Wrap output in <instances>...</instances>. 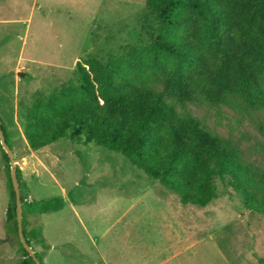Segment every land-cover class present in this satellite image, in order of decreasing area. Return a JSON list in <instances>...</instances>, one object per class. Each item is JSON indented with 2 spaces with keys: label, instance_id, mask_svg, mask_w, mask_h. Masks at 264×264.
Masks as SVG:
<instances>
[{
  "label": "rangeland",
  "instance_id": "obj_1",
  "mask_svg": "<svg viewBox=\"0 0 264 264\" xmlns=\"http://www.w3.org/2000/svg\"><path fill=\"white\" fill-rule=\"evenodd\" d=\"M147 15L145 0H0V120L22 190L28 201H64L58 211L28 215V229L47 245L32 248L42 264H264V216L245 209L223 181L207 206L183 205L104 147L62 139L35 152L26 143L19 100L69 81L80 58H105L146 40ZM165 96L178 112L264 168V108L234 110ZM2 150L0 143V264H18V246L7 239ZM73 209L91 235L105 231L98 242L104 259Z\"/></svg>",
  "mask_w": 264,
  "mask_h": 264
},
{
  "label": "trees",
  "instance_id": "obj_2",
  "mask_svg": "<svg viewBox=\"0 0 264 264\" xmlns=\"http://www.w3.org/2000/svg\"><path fill=\"white\" fill-rule=\"evenodd\" d=\"M145 6L146 40L105 58H80L69 81L19 100L28 147L36 151L62 139L104 147L175 193L183 205L207 206L217 198L221 180L245 209L264 216V168L178 112L165 96L210 107L263 109L264 0H145ZM2 160L9 192L7 239L18 246V264H36L20 241L5 150ZM16 176L25 239L47 248L38 231L28 229V215L58 211L64 201H28L19 167Z\"/></svg>",
  "mask_w": 264,
  "mask_h": 264
},
{
  "label": "water",
  "instance_id": "obj_3",
  "mask_svg": "<svg viewBox=\"0 0 264 264\" xmlns=\"http://www.w3.org/2000/svg\"><path fill=\"white\" fill-rule=\"evenodd\" d=\"M0 143L3 147V149L5 150V152L7 153V156L9 158V162H10L11 179H12L13 189H14L15 196H16L17 225H18V232H19L20 241H21L22 245L24 246V248L26 249V251L28 252V254L33 258L35 263L40 264L32 246H30L27 243L25 236H24V233H23L21 195H20V187H19L18 179L16 176V165H15V160H14V156H13V151L10 148V146L7 144L6 138L4 136V133H3V130L1 127V120H0Z\"/></svg>",
  "mask_w": 264,
  "mask_h": 264
},
{
  "label": "crops",
  "instance_id": "obj_4",
  "mask_svg": "<svg viewBox=\"0 0 264 264\" xmlns=\"http://www.w3.org/2000/svg\"><path fill=\"white\" fill-rule=\"evenodd\" d=\"M35 152H38L37 150L35 151ZM35 156H36V154H35ZM74 210V213H75V216H76V218L78 219V221L81 223V225H82V227H83V229L87 232V234L89 235V237H90V240L92 241V243L94 244V246H96V248H97V252H98V255L100 256V258H102V259H104V255H103V253H102V251H101V249L99 248V246H98V242L100 241V239L102 238V236L105 234V231H103V232H99V231H97L96 230V232L95 233H93L92 235L89 233V231L86 229V227H85V225H84V223L82 222V220L80 219V217L78 216V213H76V210L75 209H73ZM43 214H45V213H43ZM119 218H116L115 220H114V226H116V221L118 220ZM115 239H116V235H115ZM58 245H54V246H49V248H50V250H54V249H56V247H57ZM62 253V252H61ZM65 253V252H64ZM66 254V253H65ZM62 255H64L63 253H62ZM65 256V255H64ZM116 262V261H115ZM114 264H116V263H114Z\"/></svg>",
  "mask_w": 264,
  "mask_h": 264
}]
</instances>
